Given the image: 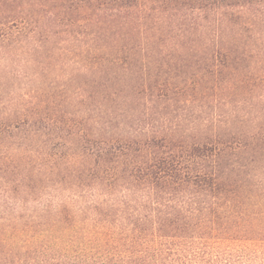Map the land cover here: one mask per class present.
<instances>
[{
	"label": "trees",
	"instance_id": "16d2710c",
	"mask_svg": "<svg viewBox=\"0 0 264 264\" xmlns=\"http://www.w3.org/2000/svg\"><path fill=\"white\" fill-rule=\"evenodd\" d=\"M0 264H264V0H0Z\"/></svg>",
	"mask_w": 264,
	"mask_h": 264
},
{
	"label": "rangeland",
	"instance_id": "374dc122",
	"mask_svg": "<svg viewBox=\"0 0 264 264\" xmlns=\"http://www.w3.org/2000/svg\"><path fill=\"white\" fill-rule=\"evenodd\" d=\"M13 57H14L15 59H20V60H22V58H25V57H26V54H25V52H23L22 55H21V57H18V56H17V51H15V52L13 53ZM224 247H225V246H224Z\"/></svg>",
	"mask_w": 264,
	"mask_h": 264
}]
</instances>
